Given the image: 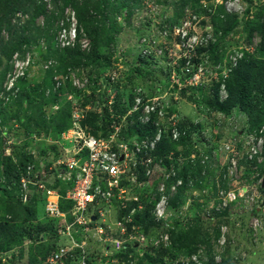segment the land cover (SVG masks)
<instances>
[{"label":"rangeland","instance_id":"obj_1","mask_svg":"<svg viewBox=\"0 0 264 264\" xmlns=\"http://www.w3.org/2000/svg\"><path fill=\"white\" fill-rule=\"evenodd\" d=\"M97 1L99 2V0H77V3L87 5L89 2L87 7L95 10ZM201 1L210 8L216 3V0H193L188 6L181 7V0H103L102 4L106 9L123 6L119 11H115L112 21L109 20V24H114L115 28L120 30L116 37V45L114 47H110L107 43L101 45L99 55L103 57L101 59L103 68L96 82L88 79L90 67L70 71L67 80L70 85L68 83L63 87L66 89V98H62V101L56 104L49 101V97L53 93H58L56 80L67 76L63 71L59 73L57 68L60 70L61 62L51 57L50 52L52 49L62 50L58 45L57 36L60 31V21L65 18L66 10L75 11L77 18L79 13L72 5L65 8L62 3L55 4L54 0H20L14 2L20 5V9L10 17L9 14L5 15L1 8L6 0H0V115L2 116L0 117V169L5 163L6 156L18 161V158L20 160L22 156L32 154L35 162L31 165L38 164L40 170L41 166H48L47 175L53 173L50 166L55 159H58L54 148L56 147L61 155L60 150H66L79 136L76 134L79 133L78 127L81 126V121L76 119L78 117L75 114L79 115L77 109L84 111L86 115L89 112L101 114L103 110L98 99L103 97L102 104L107 107V98H111L109 97L111 94H117L118 88L123 93H129L132 91L133 82L143 87L149 96H165V92L170 87L165 66L154 68L151 65L153 71L145 73V69V72L142 71L138 77L135 76L133 63L139 58V39L142 35L153 31L154 28L151 26L162 22V19L175 25L174 23L183 19V13L188 7L199 8ZM231 1L234 4L230 10L239 11L237 15L234 14L238 17L239 24L228 34L219 27L221 22H214L205 16L206 10L200 11V15L206 17L204 22L206 30L211 27L217 34H222L220 38V41H223L222 45L210 55L209 61L215 64L222 63L229 51L249 49L251 50L249 52L256 54L261 45L262 39L258 32L250 40L247 39V28L258 20L260 14L264 18V0ZM40 4H45L47 14L37 17L34 21L35 8L40 7ZM222 4L216 14L220 9L227 12L226 0L222 1ZM218 15L223 16L221 13ZM84 31L86 32L85 29ZM86 34L92 42L89 34L87 32ZM25 41H28L27 44L20 48L19 44ZM109 57L112 65L107 67L104 64L109 61L107 60ZM115 75L119 76L118 83L110 84V78ZM12 83L14 86L11 85ZM114 89L116 91H113ZM25 93L30 99L22 98ZM174 95L169 91L167 98ZM193 95L197 96L194 97L196 100L191 99ZM212 98L213 91L206 87L204 90L196 88V90L184 91L180 93L178 100L173 98L170 102V111L178 114L182 125L186 124L187 127L194 125L195 129L192 131H196L197 128L196 137L199 142L196 151L185 146L178 147L176 153L178 156L175 158L178 160L182 157L179 163L172 161L163 168L168 170L177 168L178 165L179 168L185 166L188 173L194 175L184 180L185 184L182 188V194L185 196L184 204L174 207L171 204L178 201V197L173 199L167 206L166 211L169 210V213L165 223L160 222L168 226V230L178 233L175 235L178 243L173 245L171 242L166 248L161 246L157 250L150 249L144 256L139 254V249L127 247L119 257V262L112 263L109 262L110 258H103V263L264 264V207H262L264 151L260 158L256 157L252 161L245 158L251 147L250 139L259 133L260 128L258 129L257 124H254L239 108L234 109L230 115L212 110L206 101ZM67 103L72 106V125L59 135L52 121L54 117H59L61 110L67 107ZM36 105L40 108L34 109ZM65 116H68L67 112ZM30 124L33 130L29 129ZM228 146L234 147V150L239 152L237 170L231 164L233 155L228 151ZM193 154L196 156L194 163L191 159ZM205 158H207L206 163H200ZM190 164L194 170H190ZM198 165L204 166V170L200 167L196 169ZM28 168L29 165L26 169ZM34 170L37 171L38 168L34 167L32 172ZM2 173L0 171V208L4 211L7 201L3 197L6 195L4 188L8 179L7 175ZM177 174H179L178 169ZM170 180L165 174L157 172L140 187L133 188L132 194H137L143 203V209L137 213L139 218L136 223L140 227L138 233L148 236L150 241L163 232L155 231L153 227H146L144 220L152 222L154 216L150 212L157 207L160 198L157 194L158 188L162 185L168 187ZM230 191L237 194L242 192V196L229 204L226 201V194ZM11 192L16 198H20V190ZM47 202L49 201L40 195L36 196L30 205L31 211L36 216L28 219L29 221H17L15 232H18L21 226L27 231L24 237L21 233L15 235L17 243L8 239L11 242L9 249L15 251L13 260L9 264H38L39 258L50 251L49 244L53 245L54 241L49 239L48 243H40L44 232L38 231L41 225L51 227L52 230L59 227L57 221L50 218L45 211ZM14 203L17 205L16 202ZM4 218L5 214L1 212L0 222ZM95 241L93 239L90 245L93 256L101 253L103 249L102 244ZM191 252L193 253L190 254ZM32 258L37 262L33 263ZM98 264H102V261Z\"/></svg>","mask_w":264,"mask_h":264},{"label":"built area","instance_id":"obj_2","mask_svg":"<svg viewBox=\"0 0 264 264\" xmlns=\"http://www.w3.org/2000/svg\"><path fill=\"white\" fill-rule=\"evenodd\" d=\"M222 1L224 0H216L211 8L201 1L199 8L188 7L185 10L183 19L176 22L179 24L173 25L162 19V22L157 24L160 27L156 24L151 26L154 30L139 39L140 58L133 63L135 76L141 73L139 69L148 70L151 65L154 68L165 66L170 84L165 96H149L143 87L133 85L130 92L133 95L132 104L124 115H118L112 113V105L117 98L115 94H111V98H107V107L111 108L113 120L111 132L107 137L101 135L96 137L87 128L84 130L81 125L78 127L79 133L76 134L79 135L78 138L69 144L66 150H60L61 155L58 151L55 153L58 159L50 166L53 173L47 175L44 165L41 166V170L32 172L36 166L31 164L28 170L22 173L19 200L26 205L35 195H40L49 201L45 206L48 216L59 225L57 229L53 228L41 238V242L45 243H48L49 239L54 241L53 245L49 244L51 251L41 264H98L100 261L105 264L103 258H110L109 262L114 263L119 262V256L126 247L137 249L140 246L166 247L170 243L168 234H159L150 241L148 237L138 233L140 227L135 216L143 209V203L137 194L133 195L132 192L135 186L140 187L157 172L171 179L169 186L162 185L157 193L160 198L157 201L156 216L158 221L165 223L169 213L166 211L167 206L179 195V189L184 181L178 176L176 167L168 170L163 168L172 161L179 163L182 157L177 160L176 154L171 152L168 156L159 158L154 156V153L164 135L169 134L172 140L177 142L189 134L188 130L181 128L178 114L170 111L171 100L173 98L178 100L180 93L184 91L210 88L213 85L220 86L218 90L220 102H225L229 98L225 82L244 59L246 52L251 50L229 51L220 64L209 61L210 47L218 43L222 34H217L211 27L206 30L203 21L206 19L205 16L210 18L217 13L218 7L223 5ZM226 3L228 14L234 15L239 12L235 9L230 10L233 1L226 0ZM202 10H206L205 16L200 15ZM66 11L65 18L60 21L57 36L59 47L62 50L80 47L83 52H90L92 42L84 29H80L76 12L70 9ZM203 60L205 62H202ZM118 78V75L110 78V84L118 83ZM68 79V76L57 79L56 88L65 86ZM11 85L14 86V83ZM169 91L176 95L167 98ZM77 111L80 116L75 114L78 117L76 119L82 122L86 113L79 109ZM150 123L157 128L155 136L145 139L135 137L131 141L124 138V132L128 127ZM249 143L251 147L245 158L252 161L261 156L264 150V126ZM229 146L228 151L233 155L231 164L237 170L239 152ZM192 159H196L195 154ZM206 159L202 160V164L206 163ZM141 175L146 180H142ZM58 180L72 184L65 197V201L71 204L67 211L61 209L60 193L49 187V184ZM241 196L242 192L237 194L230 191L226 194V201L230 204ZM135 204L138 206L133 207ZM7 218L11 219L10 216ZM93 239L103 246L102 252L94 256L90 252ZM14 253L13 250L0 251V264H9Z\"/></svg>","mask_w":264,"mask_h":264},{"label":"trees","instance_id":"obj_3","mask_svg":"<svg viewBox=\"0 0 264 264\" xmlns=\"http://www.w3.org/2000/svg\"><path fill=\"white\" fill-rule=\"evenodd\" d=\"M15 1L20 0H6L4 3L3 10L4 14L9 16L15 15V12L20 9V5L14 4ZM31 1V0H30ZM40 1V0H39ZM42 1V0H41ZM193 0H181V7L188 6ZM27 1H24L26 3ZM56 3H62L64 7L66 8L69 5H72L73 8L76 9V11L79 13V24L80 29L84 28L86 32L89 34L91 40H92V48L90 52H82L80 48H67L64 50H56L52 49L50 52L51 57H53L56 61H58L61 64L60 70L57 68L59 73L63 71V73L68 76L70 74V71H76L80 68L84 70L86 67H90V71H88L89 74V81L96 82L97 78H99L100 70L103 68V65L101 64L102 56L99 55V49L101 45H104L105 43L109 44L110 47H114L116 45V37L120 33V30L115 28L114 24H109V20L112 21L113 15L115 14V11H119L122 5H119V7H110L105 8L103 7L104 4H102L103 0H99L95 3V10H92V8L87 5H89V2L87 5L78 4L77 0H54ZM15 5V6H14ZM32 6V4H30ZM45 4H40V7L36 9V13L33 17V20L35 21L37 17L39 16H46V9L44 8ZM9 8V9H8ZM90 10L92 12L90 13ZM221 13L223 15V19L218 15ZM218 14L211 17V20L219 21L221 22L219 24V27H221L227 34L231 29L236 27L239 24L238 17L235 16H229L226 15V12L223 11V9H220ZM260 14L258 16V20L251 23V26H248L247 28V39H251L253 35L258 32L261 35V45L260 48L257 50L256 54H251L249 52H246V55L243 60L240 61L238 67L235 69V71L230 75L229 79L225 82L227 90L229 92V99L226 102H220L218 98V90L219 85H213L209 88V90L213 92V98L211 100H207V105L209 108H211L214 111H218L225 115H230L231 112L234 109H241L243 112H245L250 120L253 121L254 124H257L258 129L261 128V125L264 124V18H262ZM205 22V20H204ZM10 27L8 26V29ZM54 28L51 30L53 31ZM205 30V29H203ZM48 33L50 31L48 30ZM52 37V35H51ZM25 42H22L19 44V47L21 48L23 45L27 44ZM223 41H218L217 44L212 45L210 47V53L212 54V51L218 50L220 46L222 45ZM105 66L110 67L109 65H112V61L110 57L107 59ZM146 62V61H145ZM147 63V62H146ZM85 68V69H86ZM139 73L142 72L140 69L138 70ZM69 83L66 82V85ZM70 85V83H69ZM65 86H62L58 90V93H53L49 98V101L52 103L58 104L60 101H62V98H66V89L63 88ZM120 87V86H119ZM117 89V88H116ZM119 89V90H118ZM116 92V102L114 105H112V113L118 114V115H124L130 104H132L133 95L129 92L126 94H122V91L120 88H118ZM202 90L206 89V87L201 88ZM71 91V89H69ZM68 91V93H69ZM116 91V90H113ZM41 95V94H40ZM104 95V94H103ZM105 96V95H104ZM110 97V96H109ZM197 96L193 95L191 99L196 100L195 98ZM22 98L24 100L30 99V96L25 93ZM103 97H100L98 100L100 101V104L102 105L103 112L100 114L99 112H89L85 119L82 120L81 125L84 128L89 129V131L94 134L96 137L99 135L103 137H107L108 134L111 132V125H112V114L110 112V107H105L102 104ZM48 102V100H46ZM96 105V104H95ZM40 106L36 105L34 109H39ZM67 110V111H64ZM62 113L58 115L59 117H54L52 123L57 129V133L61 135L64 131L69 129L72 125V106L70 103H67V107H64L63 110H61ZM60 111V112H61ZM65 112L68 113V116H65ZM0 117H2L0 115ZM69 117V118H68ZM68 118V119H67ZM22 119H20L21 121ZM6 121V120H5ZM31 125V124H30ZM190 127H187V125H183V128H189L190 132L189 135L182 139L181 142H173L171 140V137L169 134L164 135L161 143L156 148L157 152L155 155L157 157L166 156L170 152L177 153L178 147L185 146L187 149H195V146L199 147L198 138L196 137V131H192L195 129L194 125H189ZM33 126H29L30 130H33ZM255 127V126H254ZM129 130L127 132L126 139L130 140L133 136H138L139 138H146V137H153L156 135L157 128L154 126L153 123L147 124V125H135L130 126L127 128ZM193 132H195V136H193ZM198 134V133H197ZM54 152H57V148H54ZM196 151V149H195ZM191 155V153L189 152ZM178 156V154L176 155ZM32 154H28L25 156H22V159L18 161H15L14 158L10 156H6L3 163V166L1 167L0 171H2V174L7 175V185L4 188V195L3 197L7 200L5 201V208L4 211L0 208V214L3 212L5 214V218L0 222V251H10L9 245L10 240H12L13 243H17L15 240V235L17 233H21L22 237H24V234L26 233L27 229L23 226L20 227V230L18 232H15L16 229V223L17 221H29L28 219L34 218L36 214H33V211H31V204L33 203V200H35V195L33 200L29 204H23L21 200L16 198L14 194L11 191H17L20 190V179L22 172L26 169V167L32 163L35 162V158ZM196 161V160H195ZM199 163V162H198ZM197 163V164H198ZM201 163V162H200ZM36 167L39 169V165L36 164ZM204 170V166L196 167ZM190 170L194 167L192 164L189 165ZM48 169V166H46V170ZM179 176L183 179L188 180L187 177L191 176L192 174L188 173L187 167H181L179 168ZM194 176V175H192ZM144 176L141 175V179L144 180ZM15 181V182H14ZM187 183V182H186ZM49 187L57 190L61 195V209L63 211H67L70 209L71 204L67 201H65V197L67 194V191L69 188L72 187V184L69 183H63L60 180L57 181V183L49 184ZM181 193V194H180ZM178 197V201H174L171 205L174 207H177L179 204H184L185 202V196L182 194V189L180 190ZM16 202L17 205L14 203ZM172 202V201H171ZM69 203V204H68ZM137 205V204H135ZM30 206V207H29ZM153 211V210H152ZM152 211L150 212L152 214ZM125 214V213H124ZM150 214V215H151ZM12 217H11V216ZM7 216H10L11 219H8ZM139 218V215L136 213L135 219L137 222V219ZM139 221V220H138ZM144 224L146 227H153L154 230H156L159 227V223L155 218H153L152 222L149 220H144ZM52 228L48 226H39L38 231L48 233L51 231ZM170 234V241L173 243V245L177 244L178 241H176V236L178 233L172 230H168ZM10 239V240H8ZM40 243H43L40 241ZM48 246V245H47ZM51 249V248H50ZM51 251V250H50ZM49 251V252H50ZM40 252V250H39ZM47 252V253H49ZM191 252L190 254H192ZM47 256V254L43 255L39 258L38 264H41V262L44 260V258ZM33 263L34 258L31 260ZM159 264V263H157ZM161 264V263H160ZM194 264V263H193Z\"/></svg>","mask_w":264,"mask_h":264},{"label":"clouds","instance_id":"obj_4","mask_svg":"<svg viewBox=\"0 0 264 264\" xmlns=\"http://www.w3.org/2000/svg\"><path fill=\"white\" fill-rule=\"evenodd\" d=\"M226 15L231 16V14H228L227 12H226ZM232 16H235V15H232ZM212 17H213V16H212ZM222 17H223V16H222ZM210 18H211V17H210ZM210 18H209V19H210ZM203 24H204V21H203ZM204 26H205V25H204ZM139 58H140V57H139ZM139 58H138V59H139ZM138 59H137V60H138ZM137 60H136V61H137ZM144 63H145V62H144ZM145 65H146V64H145ZM150 70L153 71L152 68H149L148 70H146V72H145V70H141V71H144L145 73H147V72L150 71ZM140 74H142V72H141ZM140 74H139V75H140ZM139 75H138V76H139ZM138 76H137V77H138ZM133 85H135V84H133V82H132L131 88L133 87ZM214 93H215V92H214ZM123 94H126V93H123ZM218 98H219V97H218ZM228 99H229V98H228ZM219 101H220V100H219ZM225 102H226V101H225ZM182 126H183V125L181 124V128H182ZM262 127H263V126H262ZM262 127H261V128H262ZM261 128H260V129H261ZM183 129L188 130V133L190 132V129H189V128H186V127H185V128H183ZM128 131H129V130H126V131L124 132V138H125V139H126V136H125V135L127 134ZM259 131H260V130H259ZM188 135H189V134H188ZM188 135H187V136H188ZM196 135L198 136L197 132H196ZM193 136H195V132H193ZM135 137H138V136H133L130 140H128V139H126V140H127V141H131V140H133ZM138 138H139V137H138ZM146 138H147V137H146ZM184 138H185V137H184ZM139 139H145V138H139ZM162 139H163V138H162ZM182 139H183V138H182ZM182 139L179 140V141H177V142H178V143L181 142ZM171 140H172V138H171ZM161 141H162V140H161ZM172 141H173V140H172ZM173 142H176V141H173ZM160 143H161V142H160ZM160 143H159V144H160ZM158 146H159V145H158ZM195 147H196L195 149L198 148V146H195ZM263 151H264V150H263ZM263 151H262V154H261V155H263ZM156 152H157V151H156ZM156 152H155V153H156ZM155 153H154V156H156ZM170 153H171V152H170ZM170 153H169V154H170ZM174 153H175V152H174ZM175 154H176V153H175ZM193 155H194V154H193ZM193 155H192V156H193ZM166 156H168V154H167ZM192 156H191V157H192ZM161 157H164V156H161ZM161 157H159V158H161ZM176 157H177V156H176ZM260 157H261V156H259L258 158H260ZM179 158H180V157H179ZM191 159H192V158H191ZM192 161H193V163H194V162H195V159H194V160L192 159ZM201 163H202V161H201ZM178 167H179V165L177 166V169H178ZM180 167H181V166H180ZM178 171H179V170H178ZM178 176H179V174H178ZM179 177H180V176H179ZM180 178H181V177H180ZM181 179H183V178H181ZM184 180H185V179H183V181H184ZM60 181H61V180H60ZM61 182H62V181H61ZM184 184H185V182H184ZM184 184H183V186L179 189V193H180V190L184 187ZM179 193H178V194H179ZM134 206H137V205H133V207H134ZM168 212H169V210H168ZM152 213H153L152 215L154 216L155 220H157V222L159 223V227H158L156 230H158V231H159V230H162L163 234H168L169 237H170V234H169V232H168V227H166V225H162V224L160 223V221H158V219H157L158 217L156 216V209H154V210L152 211ZM163 224H164V223H163ZM156 230H155V231H156ZM158 231H157L156 233H158ZM158 235H159V234H158ZM145 236H146V235H145ZM146 237H148V236H146ZM170 243H171V241H170ZM170 243H169V244H170ZM160 247H161V246H160ZM160 247H154V246H140V247H138V249H139L138 252H139V254H140L141 256H144L145 254H147L148 250H150V249L157 250V249L160 248ZM162 247L166 248L165 246H162ZM126 248H127V247H126ZM141 250H143V253H141ZM122 254H123V253H122ZM121 256H122V255H120L119 257H121Z\"/></svg>","mask_w":264,"mask_h":264},{"label":"water","instance_id":"obj_5","mask_svg":"<svg viewBox=\"0 0 264 264\" xmlns=\"http://www.w3.org/2000/svg\"><path fill=\"white\" fill-rule=\"evenodd\" d=\"M124 157L121 158V160H123ZM262 207H264V203L262 204ZM260 210V208L258 209V211ZM93 220L95 221V218H93ZM141 253H143V250H141ZM160 264V263H159Z\"/></svg>","mask_w":264,"mask_h":264},{"label":"crops","instance_id":"obj_6","mask_svg":"<svg viewBox=\"0 0 264 264\" xmlns=\"http://www.w3.org/2000/svg\"><path fill=\"white\" fill-rule=\"evenodd\" d=\"M56 183H57V181H56Z\"/></svg>","mask_w":264,"mask_h":264}]
</instances>
